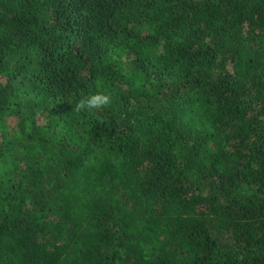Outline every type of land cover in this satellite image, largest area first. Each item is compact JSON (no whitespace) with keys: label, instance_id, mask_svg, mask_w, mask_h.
<instances>
[{"label":"trees","instance_id":"obj_1","mask_svg":"<svg viewBox=\"0 0 264 264\" xmlns=\"http://www.w3.org/2000/svg\"><path fill=\"white\" fill-rule=\"evenodd\" d=\"M0 264H264V0H0Z\"/></svg>","mask_w":264,"mask_h":264},{"label":"clouds","instance_id":"obj_2","mask_svg":"<svg viewBox=\"0 0 264 264\" xmlns=\"http://www.w3.org/2000/svg\"><path fill=\"white\" fill-rule=\"evenodd\" d=\"M112 102L110 94L105 92H96L76 101L74 103L73 111L77 113L99 111L109 107Z\"/></svg>","mask_w":264,"mask_h":264}]
</instances>
